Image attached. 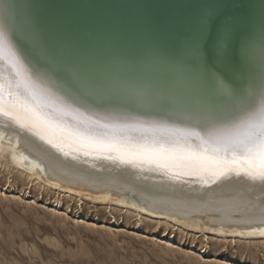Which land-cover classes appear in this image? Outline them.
<instances>
[{
    "label": "snow or ice",
    "instance_id": "1",
    "mask_svg": "<svg viewBox=\"0 0 264 264\" xmlns=\"http://www.w3.org/2000/svg\"><path fill=\"white\" fill-rule=\"evenodd\" d=\"M93 7L0 3V117L72 159L264 184V0Z\"/></svg>",
    "mask_w": 264,
    "mask_h": 264
},
{
    "label": "rangeland",
    "instance_id": "2",
    "mask_svg": "<svg viewBox=\"0 0 264 264\" xmlns=\"http://www.w3.org/2000/svg\"><path fill=\"white\" fill-rule=\"evenodd\" d=\"M0 191V264H264L258 240L230 243L188 225L66 195L30 181L7 158L0 159ZM11 193L19 197L8 198ZM172 238L169 249L158 242ZM211 257L226 261L209 263Z\"/></svg>",
    "mask_w": 264,
    "mask_h": 264
},
{
    "label": "bare ground",
    "instance_id": "3",
    "mask_svg": "<svg viewBox=\"0 0 264 264\" xmlns=\"http://www.w3.org/2000/svg\"><path fill=\"white\" fill-rule=\"evenodd\" d=\"M4 158L30 181L66 195L84 196L102 204L109 202L132 209L137 215L188 225L197 232L228 237L230 243L235 239L264 243V184L244 176L233 175L207 186L170 180L108 161L72 159L0 117V159ZM8 196L19 197L12 193ZM149 240L157 238L152 235ZM173 241L158 242L169 249ZM204 249L207 251L208 246ZM224 261L208 259L209 263Z\"/></svg>",
    "mask_w": 264,
    "mask_h": 264
},
{
    "label": "water",
    "instance_id": "4",
    "mask_svg": "<svg viewBox=\"0 0 264 264\" xmlns=\"http://www.w3.org/2000/svg\"><path fill=\"white\" fill-rule=\"evenodd\" d=\"M5 0H0V3ZM14 3L20 6L28 4L40 3L41 0H13ZM60 3L69 4H83V5H94L96 7L88 9V11L95 14H113L122 13L124 15L136 16L146 13L149 10H159L157 8H142L141 5L145 6H165V5H188L200 2V0H56ZM120 6V7H113ZM174 10V9H173ZM167 69L163 65L155 66L151 69L150 74L156 78H164Z\"/></svg>",
    "mask_w": 264,
    "mask_h": 264
}]
</instances>
